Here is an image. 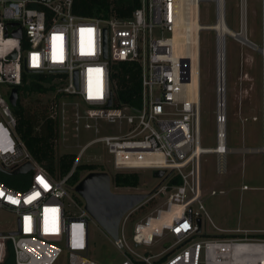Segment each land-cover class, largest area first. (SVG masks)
I'll return each mask as SVG.
<instances>
[{
  "label": "built area",
  "instance_id": "1",
  "mask_svg": "<svg viewBox=\"0 0 264 264\" xmlns=\"http://www.w3.org/2000/svg\"><path fill=\"white\" fill-rule=\"evenodd\" d=\"M73 1L0 0V210L13 214L16 222L15 230H0V264L9 249L13 264H55L64 251L66 264H102L86 255L93 217L85 207L70 212L65 203L68 179L94 142L104 144L116 172L164 171L165 184L122 217L118 238L111 239L123 255L118 264H264V239L240 228L223 237L206 230L211 226L227 231L216 226L205 209L201 155L214 153L216 172L222 174L227 172L228 152L264 154V113L261 146H227L226 65L219 63L217 32L215 146L202 147L199 56L194 59L192 44L185 53L180 48V0H139L127 18L79 15L73 12ZM201 1L214 3L217 22L224 0H196L198 11ZM198 44L200 50L199 38ZM117 61L134 62L139 68L135 105H113L111 64ZM29 71L53 75L50 83L56 88L46 111L57 121L59 135L78 137L81 131L95 135L81 146L63 176L46 171L16 131L9 94ZM100 119L123 128L117 134L98 135ZM26 163L32 168L13 173ZM175 176L181 182L167 184ZM239 188L250 189L246 183ZM150 202L147 213L133 221L130 238L137 248L161 250L139 253L126 241L125 231L130 216ZM246 248L263 253L242 252Z\"/></svg>",
  "mask_w": 264,
  "mask_h": 264
},
{
  "label": "rangeland",
  "instance_id": "2",
  "mask_svg": "<svg viewBox=\"0 0 264 264\" xmlns=\"http://www.w3.org/2000/svg\"><path fill=\"white\" fill-rule=\"evenodd\" d=\"M264 0H246L247 38L264 47ZM224 13L227 26L234 32L241 31L242 0H224ZM199 20L202 24H215L214 3H199ZM199 75H200V107H199V142L202 147L215 146V42L214 30H201L199 33ZM226 93H227V146L230 148L259 147L262 144V116L264 113V56L262 52L247 44L226 35ZM42 103H46L51 93L33 94ZM28 99H24L26 103ZM38 105V104H34ZM256 119H253V118ZM100 130L98 135L117 134L123 126L109 123L105 119L97 121ZM121 126V127H119ZM95 135L81 131L78 137L61 133L55 140V155L63 153L78 154L81 146ZM203 200L207 213L216 226L227 230L219 232L211 226L207 231L212 234H230L240 228L248 232V236L264 239V154L259 152H228L226 155L227 172L219 174L215 169V154L201 155ZM80 163H94L112 178L116 172L113 168L112 155L108 153L102 142H94L81 154ZM140 183L137 187H116L110 184L113 193H141L151 195L165 184L156 176L154 169H139ZM86 174L83 175V177ZM242 183L250 189L241 190ZM214 189L216 194H210ZM223 190L222 193L218 192ZM74 202L79 207L74 205ZM65 203L70 212L84 209V200L68 186V197ZM145 210L139 209L126 228V241L139 253L147 251L155 253L161 249L155 246L132 245L131 232L136 219L143 216L153 202L146 203ZM15 216L7 210H0V230H15ZM243 234V233H239ZM112 238L106 230L93 218L89 222V243L86 255L102 264H118L123 258ZM65 251L55 264H66Z\"/></svg>",
  "mask_w": 264,
  "mask_h": 264
},
{
  "label": "trees",
  "instance_id": "3",
  "mask_svg": "<svg viewBox=\"0 0 264 264\" xmlns=\"http://www.w3.org/2000/svg\"><path fill=\"white\" fill-rule=\"evenodd\" d=\"M139 0H74L73 12L79 15L98 18H127L138 6ZM112 99L113 105L137 104L139 92V68L136 63L117 61L111 64ZM52 74L23 72V82L16 86L18 99L12 106L16 118V131L24 141L34 159L48 172L63 176L72 168L76 153L55 155V140L59 136L57 121L47 117L46 103H41L33 94H47L55 90L51 84ZM28 99L26 103L24 99ZM38 104V105H34ZM102 171L94 163H80L68 179V186H74L83 178L84 174ZM177 176L171 178L167 184H179ZM111 183L116 187H137L140 183L138 172H115ZM17 187V186H16ZM149 196V195H148ZM151 203V202H150ZM143 206L141 210H145ZM135 219L133 215L130 220ZM228 236L230 234H217ZM3 264H13L12 252L7 251ZM135 264H144L136 261Z\"/></svg>",
  "mask_w": 264,
  "mask_h": 264
},
{
  "label": "water",
  "instance_id": "4",
  "mask_svg": "<svg viewBox=\"0 0 264 264\" xmlns=\"http://www.w3.org/2000/svg\"><path fill=\"white\" fill-rule=\"evenodd\" d=\"M105 32V31H104ZM19 36L20 31L15 32ZM247 44L261 52V48L247 38ZM104 41V56L106 48ZM15 54H12L14 57ZM33 73L32 71H29ZM18 99V90L13 87L9 94V101L12 106L16 105ZM111 100L109 99L108 105ZM32 168L30 163H26L15 169L13 173H24ZM163 170H156V176L161 177ZM111 177L104 171H94L87 173L74 187V190L84 200V207L89 214L106 230L109 236L116 240L118 238V229L122 217L131 209L141 204L148 194L141 193H113L110 190ZM200 220L197 219V223ZM200 229H198L199 231Z\"/></svg>",
  "mask_w": 264,
  "mask_h": 264
},
{
  "label": "bare ground",
  "instance_id": "5",
  "mask_svg": "<svg viewBox=\"0 0 264 264\" xmlns=\"http://www.w3.org/2000/svg\"><path fill=\"white\" fill-rule=\"evenodd\" d=\"M222 1V0H217ZM221 5L219 6L218 14L219 18L215 24H202L199 20V11L198 5L196 0H180L181 9L183 20L181 21L180 30L178 31L177 35L181 37L180 39V48L184 51L190 50V45L193 46V57L197 60L200 50L198 44L199 32L201 29L203 30H211L213 29L217 32V41H218V56H219V63L222 66L223 61L225 62L226 56V49L225 43L226 35L233 37L234 39L242 42L243 44H247V36H246V26H247V7H246V0H242V20H241V31L234 32L231 30L224 18V7L223 2H220ZM190 44V45H189ZM248 45V44H247ZM252 47V46H250ZM254 48V47H253ZM261 52L264 56V47L261 48ZM189 53V52H188ZM195 89L197 92V79L194 81ZM247 254H262L263 252L260 249H253V248H246L242 251Z\"/></svg>",
  "mask_w": 264,
  "mask_h": 264
}]
</instances>
